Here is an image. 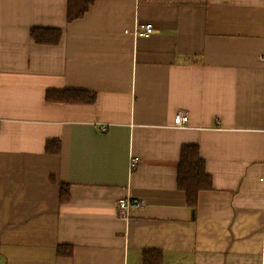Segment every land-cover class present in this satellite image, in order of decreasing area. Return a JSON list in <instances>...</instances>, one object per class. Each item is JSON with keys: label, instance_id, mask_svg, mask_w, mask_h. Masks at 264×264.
Returning a JSON list of instances; mask_svg holds the SVG:
<instances>
[{"label": "crops", "instance_id": "obj_1", "mask_svg": "<svg viewBox=\"0 0 264 264\" xmlns=\"http://www.w3.org/2000/svg\"><path fill=\"white\" fill-rule=\"evenodd\" d=\"M68 1L0 0V264H264V0H87L72 22ZM183 145L212 179L195 212Z\"/></svg>", "mask_w": 264, "mask_h": 264}, {"label": "trees", "instance_id": "obj_2", "mask_svg": "<svg viewBox=\"0 0 264 264\" xmlns=\"http://www.w3.org/2000/svg\"><path fill=\"white\" fill-rule=\"evenodd\" d=\"M90 5L91 2L87 0H69L67 6V21L72 22L75 19L82 18L89 10ZM44 33L42 31L37 35V32L33 31L32 36L38 42H46L40 37V35ZM57 41L58 40H55L54 42ZM63 94H69L70 97H68V99L63 97L62 99H58L57 102H63L64 100H67L68 102H76L75 95L78 93L70 91L64 92ZM48 100L50 101L49 96ZM51 145L52 142H49L47 148H50ZM60 150L61 147L60 144H58L55 151L60 153ZM177 173L178 189L184 192L188 207L195 212L198 206L199 193L212 190L213 188L211 176L206 171L205 161L201 158L197 146H182ZM69 200V186L63 185L60 189V201L62 203H67ZM57 253L59 255L70 257L73 254V249L71 247L58 248ZM142 264H164L163 253L158 250H144L142 252Z\"/></svg>", "mask_w": 264, "mask_h": 264}, {"label": "built area", "instance_id": "obj_3", "mask_svg": "<svg viewBox=\"0 0 264 264\" xmlns=\"http://www.w3.org/2000/svg\"><path fill=\"white\" fill-rule=\"evenodd\" d=\"M154 32V26L151 23H147L141 28H135L134 35L140 38L150 37ZM264 60V57L262 58ZM189 116L186 113L180 112L174 118V127L175 128H185L188 126ZM96 129L102 132L107 131L106 125H97ZM139 158L135 157L131 161V169L135 170L139 164ZM144 206L143 202L136 199H121L116 202V208L119 212V215H127L132 210L140 209Z\"/></svg>", "mask_w": 264, "mask_h": 264}]
</instances>
